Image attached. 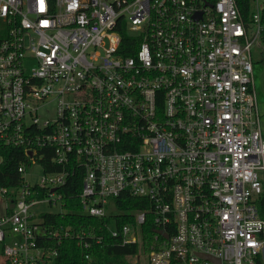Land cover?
<instances>
[{
  "label": "built area",
  "instance_id": "built-area-1",
  "mask_svg": "<svg viewBox=\"0 0 264 264\" xmlns=\"http://www.w3.org/2000/svg\"><path fill=\"white\" fill-rule=\"evenodd\" d=\"M263 4L247 24L236 0H0V143L27 156L15 197L0 189V264H56L45 239L101 242L44 226L71 170L88 216L117 215L124 195L148 202L109 229L142 243L151 221L148 264H259Z\"/></svg>",
  "mask_w": 264,
  "mask_h": 264
},
{
  "label": "trees",
  "instance_id": "trees-1",
  "mask_svg": "<svg viewBox=\"0 0 264 264\" xmlns=\"http://www.w3.org/2000/svg\"><path fill=\"white\" fill-rule=\"evenodd\" d=\"M241 15L247 24H250L253 15V0H236ZM47 150L40 151V153ZM27 161V156L22 148L6 146L0 143V189L6 188L10 197L14 198L12 192L16 191L23 183V177L19 173V167ZM40 165L45 171L56 172L60 169L52 167L49 157H44ZM84 173L71 170L67 183L60 189L64 196L63 213L44 215V226L46 229L70 228L87 235L101 238L97 243L96 239H89L90 248H85L77 239L63 238L45 239L48 247L57 251L56 264H133L129 260L132 257L148 254L153 244L155 227L151 221L142 226L143 241L136 244H124L121 238H113L110 234V227L114 221L118 227L126 224H135L137 211L146 209L147 201L134 199L128 195L115 200L117 215L109 213L104 218L88 216L82 211L78 199L82 187ZM258 208L261 219L264 221V200L258 201ZM44 242V244H45ZM260 264V260H259Z\"/></svg>",
  "mask_w": 264,
  "mask_h": 264
},
{
  "label": "crops",
  "instance_id": "crops-1",
  "mask_svg": "<svg viewBox=\"0 0 264 264\" xmlns=\"http://www.w3.org/2000/svg\"><path fill=\"white\" fill-rule=\"evenodd\" d=\"M262 14H263V24H264V4H263ZM253 62H254V83H255V89L257 93V100L259 106V103H262V101L264 100V98L262 97V95H264L263 93L264 91V32L260 40L255 44L253 48ZM261 132L264 137V130L262 127H261ZM260 264H264V250L260 255Z\"/></svg>",
  "mask_w": 264,
  "mask_h": 264
},
{
  "label": "rangeland",
  "instance_id": "rangeland-1",
  "mask_svg": "<svg viewBox=\"0 0 264 264\" xmlns=\"http://www.w3.org/2000/svg\"><path fill=\"white\" fill-rule=\"evenodd\" d=\"M255 52V51H254ZM255 55V53H254ZM263 90V88H262ZM264 93V91H263ZM262 97L264 98V95H262ZM259 110H260V114H261V127L263 128L264 130V100L262 101V103H259ZM53 110V105L50 106V111L52 112ZM32 174L33 176L32 177H29V180L31 182H37L39 177L41 176L42 174V169L40 166H35L33 169H32ZM45 208H43L42 210H44ZM2 252V247L0 246V253ZM150 252V251H149ZM140 260L139 258L137 257H132L130 258L129 260L131 261V263L133 264H148V261H147V256L149 255L148 254H144L143 252L140 254Z\"/></svg>",
  "mask_w": 264,
  "mask_h": 264
},
{
  "label": "water",
  "instance_id": "water-1",
  "mask_svg": "<svg viewBox=\"0 0 264 264\" xmlns=\"http://www.w3.org/2000/svg\"><path fill=\"white\" fill-rule=\"evenodd\" d=\"M205 258H207L208 260H213L211 257H205ZM214 261V260H213ZM216 262H218V261H216ZM219 263V262H218Z\"/></svg>",
  "mask_w": 264,
  "mask_h": 264
}]
</instances>
